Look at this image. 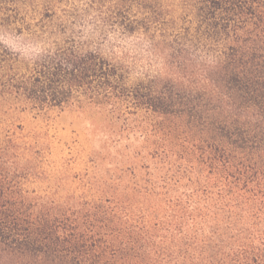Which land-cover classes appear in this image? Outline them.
<instances>
[{
	"label": "trees",
	"instance_id": "trees-1",
	"mask_svg": "<svg viewBox=\"0 0 264 264\" xmlns=\"http://www.w3.org/2000/svg\"><path fill=\"white\" fill-rule=\"evenodd\" d=\"M76 1L0 0V95L141 113L152 165L57 200L0 143V264H264V0Z\"/></svg>",
	"mask_w": 264,
	"mask_h": 264
},
{
	"label": "rangeland",
	"instance_id": "rangeland-1",
	"mask_svg": "<svg viewBox=\"0 0 264 264\" xmlns=\"http://www.w3.org/2000/svg\"><path fill=\"white\" fill-rule=\"evenodd\" d=\"M38 1L43 0H31ZM20 6L30 12L32 4L23 0ZM8 30L0 27V39L14 44L21 66H33L40 44H27L25 33L16 37ZM75 100L62 107H32L22 92L0 95V143L16 144L12 160L25 173L22 186L30 194L63 200L71 193L96 192L94 177L103 181L120 169L152 165L140 136L148 125L143 114L115 121L107 110L87 104L80 108Z\"/></svg>",
	"mask_w": 264,
	"mask_h": 264
}]
</instances>
